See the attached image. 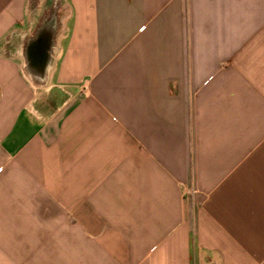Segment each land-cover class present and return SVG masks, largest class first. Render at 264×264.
Returning <instances> with one entry per match:
<instances>
[{
  "label": "crops",
  "instance_id": "0c3cea01",
  "mask_svg": "<svg viewBox=\"0 0 264 264\" xmlns=\"http://www.w3.org/2000/svg\"><path fill=\"white\" fill-rule=\"evenodd\" d=\"M0 264H264V0H0Z\"/></svg>",
  "mask_w": 264,
  "mask_h": 264
},
{
  "label": "rangeland",
  "instance_id": "374dc122",
  "mask_svg": "<svg viewBox=\"0 0 264 264\" xmlns=\"http://www.w3.org/2000/svg\"><path fill=\"white\" fill-rule=\"evenodd\" d=\"M18 41H19L20 46H22V44H23L22 47L25 49L24 53H25V57H26V37L20 38Z\"/></svg>",
  "mask_w": 264,
  "mask_h": 264
}]
</instances>
